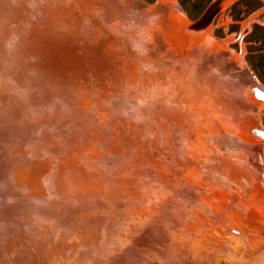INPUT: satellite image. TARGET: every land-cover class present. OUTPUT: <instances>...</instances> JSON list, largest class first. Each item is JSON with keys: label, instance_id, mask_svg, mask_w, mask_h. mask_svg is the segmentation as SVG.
<instances>
[{"label": "bare ground", "instance_id": "obj_1", "mask_svg": "<svg viewBox=\"0 0 264 264\" xmlns=\"http://www.w3.org/2000/svg\"><path fill=\"white\" fill-rule=\"evenodd\" d=\"M10 1L0 78L19 99L7 135L20 138L25 170L23 199L0 215V264H213L218 248L248 244L264 226V128L251 105L264 89L212 34L234 0H214L201 26L205 12L184 22L175 0L147 13L136 0H70L67 19ZM176 26L183 37L163 36ZM154 85L173 93L164 112L146 95Z\"/></svg>", "mask_w": 264, "mask_h": 264}, {"label": "rangeland", "instance_id": "obj_2", "mask_svg": "<svg viewBox=\"0 0 264 264\" xmlns=\"http://www.w3.org/2000/svg\"><path fill=\"white\" fill-rule=\"evenodd\" d=\"M14 1L17 2L16 0ZM33 1L35 2V4H31V2L28 3L29 1L24 2L26 3V5H24L22 12L28 10L29 7H32L37 12L40 10L45 11L46 13L56 12L58 18L64 17L65 19H67V17L70 16L68 14V9H67L69 8L70 0H33ZM122 1L128 2L129 0H122ZM213 1L214 0H175V4L178 9V14L182 15L181 20L187 23H193L206 11V9ZM15 2L10 1L9 3L11 4L12 7H15V4H17ZM136 2L137 4H139L144 8L143 11L145 13H147L151 8L160 11H162V9L169 10L171 8V4L169 0H136ZM18 3L21 4L19 1ZM19 4L16 6V9L14 10L17 11L19 9ZM29 4L31 6H29ZM163 15L166 17L167 20H169L167 18L169 17L168 13L167 15L166 14ZM168 34H170V37L172 38H176V36L183 37V33H181L178 26L170 30L168 29L167 32L165 33L163 32V36L164 35L166 36ZM212 34L217 40L222 42L224 41L227 42V46H228L227 48L229 50L232 49L236 55L238 54V56L243 57L242 59L244 60L246 66L249 68V71H251L257 77L259 84H261V86L264 89V0H234L229 5L224 6L222 10L219 12V14L216 16L212 24ZM171 72L172 74L175 73L172 76L173 78L176 79V84H177L179 82L178 78H181L180 76L181 74L177 73L175 70H172ZM137 86L138 89L147 92L145 80L137 79ZM172 94L173 93L171 92L164 94L162 92V89L159 88V86H155V85L150 89H148V93H146V95H148L149 98L154 102H156V100H160L159 109L162 112L166 111L169 108L171 104L170 101L172 100L170 99V96ZM254 96L255 95H252V97ZM250 97L248 98L250 104L257 102L256 104H251V105H255L253 106V110H252L253 115L254 113L256 114L258 109L257 118H259L260 122L258 121L257 118H255L256 124L257 125L259 124L261 127L264 128V98L259 97L260 98L259 101L257 98L258 96L257 97L255 96L254 99L257 98L258 101L255 100L253 102L250 100L252 99ZM97 119L98 117L95 118L96 121ZM257 131L259 136L255 135L257 139V142L256 140L255 142L258 143L259 141V145L261 146V152L263 151L262 156H264V147H263L264 132H262V130L259 131V129H257ZM250 138H251L250 145H252V137L250 136ZM20 142H21L20 138H18L16 135L13 136L11 134L6 135V137L3 139H0V157L2 156L0 158V215L3 214V212L6 209H8L9 207L8 199L11 196L13 197V199H11L12 204H16L15 202L18 201V198L16 196L19 194L15 195V193L19 192L18 187L20 186L19 184H17V182L21 180V176L23 174L22 170L23 171L25 170L24 162L16 161V159L24 160L23 159L24 153L22 150L23 147L16 145V143L20 144ZM228 148L231 149L230 146ZM230 156H232L231 153L226 154L225 152L222 158L228 159L230 161L231 159ZM27 177L32 183V185L30 187H27L25 191H33L35 189V184H34L35 175L34 173H30L29 175H27ZM24 195L25 193L23 194V196ZM146 197L147 196H144V199ZM152 200L155 199L153 198ZM151 205H153V203H151ZM58 206L59 205L57 204L54 209L56 210ZM55 210L54 212L51 211L52 213L51 212L50 213L56 214ZM55 216L50 215V218L47 221V227L48 225L51 226L52 223L57 220V219L55 220L56 218ZM57 218L59 217L57 216ZM50 219L53 221H51ZM48 222L51 223L48 224ZM78 223L79 222L76 220L71 221V224L75 226L78 225ZM41 226L43 225L41 224ZM256 228L257 230L253 238L246 242L248 244L238 246L237 248H235L236 242L231 241V243H228L224 245L222 248H218L217 250H215L213 254L214 255L213 264H264V226L261 223L256 222ZM33 231L37 232L38 229L34 227ZM208 233H210L209 228L198 226L195 234L198 236L200 235L199 236L200 238H204V236H206V234ZM49 234L50 233H46L45 235L49 236ZM201 234L204 236H201ZM187 241L192 243L189 240ZM209 244H211V242ZM61 247L64 248V246ZM61 247L59 246V248ZM234 248L236 251L233 250ZM233 251H235L236 253H234ZM209 254L210 252L204 255L203 258L204 259L209 258L210 257ZM122 258L124 259V255Z\"/></svg>", "mask_w": 264, "mask_h": 264}, {"label": "water", "instance_id": "obj_3", "mask_svg": "<svg viewBox=\"0 0 264 264\" xmlns=\"http://www.w3.org/2000/svg\"><path fill=\"white\" fill-rule=\"evenodd\" d=\"M215 15V9L208 10L194 25L201 26L207 24L214 18ZM192 28L195 29L194 26ZM3 82L4 81L0 78V139L5 138L11 128L10 120L8 119L11 117L12 111L10 112V109H8V107L13 104H16L15 107H19V99L16 98L13 100L12 95L3 90V88L1 87V84ZM20 196L17 195L16 197L19 199ZM20 199L23 198L20 197Z\"/></svg>", "mask_w": 264, "mask_h": 264}]
</instances>
